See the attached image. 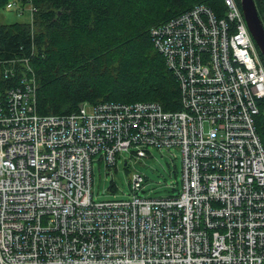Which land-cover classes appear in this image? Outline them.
Wrapping results in <instances>:
<instances>
[{
	"label": "built area",
	"instance_id": "obj_1",
	"mask_svg": "<svg viewBox=\"0 0 264 264\" xmlns=\"http://www.w3.org/2000/svg\"><path fill=\"white\" fill-rule=\"evenodd\" d=\"M224 15L195 4L150 28L177 83L179 110L157 102L36 109L27 58L0 60V264H264V63L239 0ZM16 14L35 8L9 0ZM177 149V194L94 201L91 160Z\"/></svg>",
	"mask_w": 264,
	"mask_h": 264
},
{
	"label": "trees",
	"instance_id": "obj_2",
	"mask_svg": "<svg viewBox=\"0 0 264 264\" xmlns=\"http://www.w3.org/2000/svg\"><path fill=\"white\" fill-rule=\"evenodd\" d=\"M9 0H0V9ZM31 24H0V60L27 58L39 113L70 114L79 104L157 102L179 110L178 86L150 40V28L195 4L216 17L223 0H25ZM264 26V0H254ZM264 147L263 125L256 127Z\"/></svg>",
	"mask_w": 264,
	"mask_h": 264
},
{
	"label": "rangeland",
	"instance_id": "obj_3",
	"mask_svg": "<svg viewBox=\"0 0 264 264\" xmlns=\"http://www.w3.org/2000/svg\"><path fill=\"white\" fill-rule=\"evenodd\" d=\"M29 11L16 14L15 10L0 9V24L29 22ZM129 151H120L115 157V165L105 166L96 157L91 160V194L94 201L118 200L128 197L127 183L130 175L138 173L144 178L139 197H164L177 194L180 189L182 164L179 151L171 149L147 148L142 159L134 158Z\"/></svg>",
	"mask_w": 264,
	"mask_h": 264
},
{
	"label": "water",
	"instance_id": "obj_4",
	"mask_svg": "<svg viewBox=\"0 0 264 264\" xmlns=\"http://www.w3.org/2000/svg\"><path fill=\"white\" fill-rule=\"evenodd\" d=\"M240 12L243 14L244 23L248 28V32L255 41V46L259 53L262 55L264 63V26H262L260 17L255 10L254 0H239Z\"/></svg>",
	"mask_w": 264,
	"mask_h": 264
},
{
	"label": "bare ground",
	"instance_id": "obj_5",
	"mask_svg": "<svg viewBox=\"0 0 264 264\" xmlns=\"http://www.w3.org/2000/svg\"><path fill=\"white\" fill-rule=\"evenodd\" d=\"M51 114H55V113H51ZM56 115V114H55ZM57 115H59V114H57Z\"/></svg>",
	"mask_w": 264,
	"mask_h": 264
}]
</instances>
